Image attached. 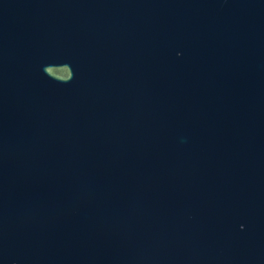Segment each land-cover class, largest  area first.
<instances>
[{"label":"water","instance_id":"obj_1","mask_svg":"<svg viewBox=\"0 0 264 264\" xmlns=\"http://www.w3.org/2000/svg\"><path fill=\"white\" fill-rule=\"evenodd\" d=\"M0 264H264V0H0Z\"/></svg>","mask_w":264,"mask_h":264}]
</instances>
